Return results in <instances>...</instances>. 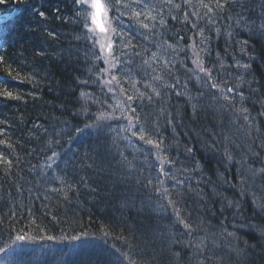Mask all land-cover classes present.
I'll use <instances>...</instances> for the list:
<instances>
[{
    "label": "trees",
    "instance_id": "obj_1",
    "mask_svg": "<svg viewBox=\"0 0 264 264\" xmlns=\"http://www.w3.org/2000/svg\"><path fill=\"white\" fill-rule=\"evenodd\" d=\"M13 1L0 5L16 15L0 57V81H7L0 93L19 97L0 94V141H5L0 153L11 161V168L0 161V248H12L17 235L34 237L38 244L30 251L16 246L12 264H128L122 253L136 264H264V32L257 30L264 23V0H235L223 10L216 0H123L129 5L121 7L123 16L109 9L113 35L132 28L128 38L140 39L121 54L132 62L121 77V91L135 96L132 123L145 128L147 138H163L170 164L163 162L164 153L159 154L162 163L153 155L128 153L113 128L90 134L89 128L97 129L103 120L89 114H120L109 107L96 79L95 36L84 26L91 27L92 9L85 5L86 13L78 15L74 0H29V6L45 11L44 19L30 10L17 11L21 6ZM133 11L142 14L136 17ZM145 23L147 28L141 26ZM154 50L173 60L171 71L161 61L152 65ZM194 51L229 100L210 83L206 86L205 74L176 67L188 65ZM133 80L143 85L141 92ZM53 152L60 164L49 167L44 161ZM176 180L184 182L177 187L184 193L181 215L194 229L191 236L171 208L161 207L167 200L155 191H173ZM73 237L88 246L94 239L95 253L70 248L67 241ZM201 239L229 245L211 254L186 246ZM51 247L63 251L48 256Z\"/></svg>",
    "mask_w": 264,
    "mask_h": 264
},
{
    "label": "snow or ice",
    "instance_id": "obj_2",
    "mask_svg": "<svg viewBox=\"0 0 264 264\" xmlns=\"http://www.w3.org/2000/svg\"><path fill=\"white\" fill-rule=\"evenodd\" d=\"M9 2H11V0H0V5H4V4L9 3ZM136 2L139 3L140 0H136ZM166 2L170 4V3H172V0H166ZM230 2L234 3L235 0H216V7L218 9H220V10H223L225 5L230 3ZM15 3L21 6L19 9H17V11H28V10H30V11H32L34 13H37L41 18L47 19L45 11L38 10L34 5H30L29 6V0H15ZM185 3H188V0H185ZM74 4L79 6V8H80V11L78 12V15H84L86 13L87 10L84 7L85 5H87L91 9H93V11L90 13V15L92 17L93 24L96 23V17H97L98 13L102 12L104 17H107L109 9H114L115 11L119 12L121 16H123L124 12L121 11V7H123V8H128L129 7V5L124 3L123 0H114V2H113V0H106V2L104 4H101L100 0H74ZM25 6H28V7H25ZM145 7H147V5H145ZM175 7H180V6L179 5H175ZM203 7L207 8L208 12H212L213 11V9L211 7H209L208 4H203ZM55 11L57 13H59L60 10L57 8V9H55ZM141 14L142 13L136 12V11H133V13H132V15L136 16V17H139ZM172 18L176 19V17H172ZM56 19H61V17L59 15H57ZM65 19H67V18H65ZM153 19H155V17H153ZM184 19L185 20L188 19L187 14H185ZM240 19H242V17H240ZM12 20H13V16L11 15L10 12L7 15H0V31H3L4 28H5V25L9 24ZM160 24L161 25L165 24V21L163 20V18H161ZM84 26H85V28H88L89 32L92 31V29L89 28L87 23H85ZM141 26L144 27V28L148 27V25H146V24H143ZM195 27H196V25L193 24V28H195ZM101 30L104 31V29H101ZM111 30L113 32L116 31L115 28H112ZM257 30L261 31V32H264V23L259 25ZM200 34L203 35L202 32ZM49 35L50 36H55V33H51L50 32ZM145 39H147V37H145ZM182 39H183V37H181V40ZM206 40H207V38H205V40L201 41V43H205ZM129 43H131V41ZM243 43L246 44L247 41H244ZM192 47H193V49H195V47H196L195 44ZM111 48H112V43H109L108 44V49L111 50ZM167 49H172L173 51H175L176 50V46L173 45V44H167ZM167 49H165V50H167ZM179 50L180 51H185V49H183V48H181ZM201 50H203V49H201ZM136 55H140V53H136ZM193 55H194L195 59H193L192 63L195 65V67L192 68V69H188V71L197 73V75H198V73H204L207 76L206 86H207L208 83H210L211 84V88L217 89L221 93L223 99L229 100L230 98L227 95H224V89L220 85H218L217 83L213 82V77L211 75L212 69H208V68L204 67L203 58L200 57L199 52L194 51ZM153 56L155 57L156 53H153ZM0 63H2V58H0ZM145 63H147V62L145 61ZM174 66L175 65H174V62H173L172 59H167L166 60L165 68H167V69H169V71H171V68L174 67ZM242 67L247 69L249 67V65L245 64V65H242ZM8 74L9 75L12 74V70L11 69H9V73ZM17 75H19V74L17 73ZM198 78H200V77L198 76ZM113 79H115V77H113ZM153 79L160 80L161 77L160 76H155V77H153ZM179 83H180V81H179V79H177L176 80V84H179ZM0 84L6 85L7 81H0ZM165 86L169 87V88L175 87V85H165ZM185 87H186V85H185ZM153 91L155 92V95H157V96L160 95L159 91H156L155 89H153ZM232 91H233V89L231 87L227 88V92L230 93ZM0 94L4 95L7 98L19 99V97L18 96H14L11 91H4L3 93H0ZM180 94L181 93H179V92L177 93V95H180ZM81 95L85 96L86 94L85 93H81ZM141 96H143V93H141ZM213 98L215 99L216 97L214 96ZM241 98L243 99L242 94H241ZM127 99L131 101V100L134 99V97L130 95V96L127 97ZM149 99L151 100V97H149ZM129 107H130V110L132 112L136 111L135 108H132L131 106H129ZM240 111L247 112V109L246 108H242V109H240ZM261 114L264 115V113H261ZM104 118L105 117L102 114L97 119L99 120V119H104ZM139 119H140L139 116L135 117V120H136L137 123H139ZM244 119L248 120V116L245 115ZM0 123H4V122L0 121ZM169 123H172V121L169 120ZM134 127H135V125L132 123V120L130 119L127 131L132 132L133 136H137L138 139H140L141 141H144L146 136L148 135L147 130L145 128H143V127H140L138 129V131H133ZM157 131H158V129H157ZM2 132H3V129H0V133H2ZM0 143H5V141H0ZM146 143L149 144V145H153L158 150V152H157L158 158H159V154L160 153H164V147H163L164 146V140H163V138H158V139H155V140L152 139V138H148L146 140ZM11 146H12L11 144L8 145V147H11ZM187 152L191 153L192 149L188 148ZM56 156H57V153L53 152L52 155L49 156L47 159L49 161H53ZM228 159L231 160V156L230 155L228 156ZM0 161H2L3 163L7 164L8 167L11 168V161L7 160L3 153H0ZM163 162L164 163H169V164L172 163V161L170 159H168V156H167L166 153H164V161ZM48 166L51 167V164H49ZM198 168H199V162L196 163V169H198ZM184 170L188 171L187 168H185ZM160 171H161V173L163 175H168V173L165 171V169L163 167H161ZM260 171L264 172V169H261ZM148 183L152 184V181L149 180ZM160 183L163 184V181H160ZM183 183L184 182L181 181V180H176L175 184L172 186L174 194H175V198H173V191H170L169 188H167V187H165L163 189L162 193H161V189L160 188H156L155 191L158 194H161L163 196V198L165 200H167V205L166 206L165 205H161V207L165 208V210L167 208H171L172 211H173V214L176 217V221L179 224L183 225V228L185 230H187V234L189 236H191L192 232L194 231V229H193L192 225L189 222H187V218H185L184 216L181 215V212H182V208H181L182 200L180 198L184 195V193L177 186L183 185ZM189 190H191V189H189ZM262 207H264V206H262ZM13 215H15V213H13ZM228 235L229 236H233L234 233L230 232V233H228ZM77 238L78 237H73V239H77ZM25 239H35V238L34 237H25L23 235H17L16 236V240L17 241H24ZM47 239H53V238L52 237H47ZM202 245H203V240L202 239L198 243H196L194 245H193L191 240H189L187 242V244H186V246H188V247H194L197 250V254L203 253L205 251V248ZM9 248H11V245H9L8 248H0V254L7 253ZM177 255H179V254L177 253ZM122 256H123V258L125 260L128 261V264H136L135 259H133L130 254L122 253ZM208 259H211V257H208ZM0 264H4V262L0 261ZM201 264H204L203 260H201Z\"/></svg>",
    "mask_w": 264,
    "mask_h": 264
},
{
    "label": "bare ground",
    "instance_id": "obj_3",
    "mask_svg": "<svg viewBox=\"0 0 264 264\" xmlns=\"http://www.w3.org/2000/svg\"><path fill=\"white\" fill-rule=\"evenodd\" d=\"M28 7V6H27ZM157 17V16H156ZM109 107H115V105H113V104H110L109 105ZM128 119H131V117H128ZM99 120H101V119H99ZM132 120V119H131ZM103 126V124L99 127V129L101 128ZM94 130H93V129ZM92 128H89V131H90V134L92 133V135L95 133V131H96V126H94V127H92ZM97 137V136H96ZM117 138H118V140L119 139H122V140H126L128 137H127V135H125V134H119V135H117L116 136ZM173 154V156L174 157H176L177 159H181V157H179V154L177 153V152H173L172 153ZM58 164H60V163H51V166H53V167H56V166H58ZM56 165V166H55ZM243 183H245V182H243ZM98 190H100V189H98ZM101 191V190H100ZM100 191H97V192H95L94 194L96 195V196H98V193L100 192ZM96 199H101V196L99 197H97ZM229 206H234V205H232V204H229ZM197 231L200 233V235L201 236H203V237H207L208 236V233H207V231H206V229H203V228H198L197 229ZM180 234H183V232L182 233H180ZM206 240V239H205ZM80 250H83V251H85V252H87L88 254H93V253H95V251H94V249L95 248H97L98 247V245L96 244V242H95V240L94 239H89V241H88V244H89V246L86 244H81V242H78L76 239H72L71 240ZM68 243H69V241H67ZM223 242V244H221V243H219V242H216V243H213V242H210V244H208V243H206V242H204L203 244H205L203 247L205 248V251L206 252H209L208 254H211V252H222V251H224L225 249H227V246L229 245V244H227L226 245V242L225 241H222ZM67 243V244H68ZM57 245H59V243L57 244ZM63 246V245H62ZM64 247V246H63ZM63 247H59V248H55V247H51L50 249H49V251H48V256L49 255H51V256H55V255H57V254H59V253H61V251H63ZM206 252H204L203 254H205ZM204 264H209V263H207L206 261H205V263Z\"/></svg>",
    "mask_w": 264,
    "mask_h": 264
},
{
    "label": "rangeland",
    "instance_id": "obj_4",
    "mask_svg": "<svg viewBox=\"0 0 264 264\" xmlns=\"http://www.w3.org/2000/svg\"><path fill=\"white\" fill-rule=\"evenodd\" d=\"M93 26H94L95 28H97V27H98V23L96 22L95 24H93Z\"/></svg>",
    "mask_w": 264,
    "mask_h": 264
}]
</instances>
